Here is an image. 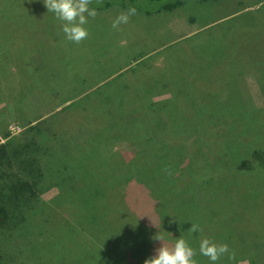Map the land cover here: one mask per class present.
I'll return each instance as SVG.
<instances>
[{"label":"rangeland","instance_id":"rangeland-1","mask_svg":"<svg viewBox=\"0 0 264 264\" xmlns=\"http://www.w3.org/2000/svg\"><path fill=\"white\" fill-rule=\"evenodd\" d=\"M175 1L92 0L90 7L96 9L97 15L95 18L89 17L85 25L89 32L88 38L76 44L66 39L62 31L64 22L48 12L43 0H0V204L7 210V220L0 225V264H77L79 259H83L86 264H144L162 245L161 241L155 239L157 234L160 235L155 227L159 224L171 226L173 218L164 220V217L157 218L152 213L154 205L141 183L128 181L123 186L124 194L119 196L115 204L105 203L101 206L104 214L101 220L105 225L108 224L107 219L116 216L115 210H122L123 216L131 210L142 214L143 223L138 225H145L143 228L147 229L139 228L135 236L125 237L123 241L127 245L125 250L132 252L137 249L135 251L141 254L128 253L125 256L127 253H124L125 259L121 257L122 254L119 255L121 250L118 253L116 250L108 252L113 245L108 239L117 236V232L112 235L102 232L101 237H98L99 229L94 225L89 226L88 232L79 231L83 225L70 221L68 216L75 203L67 202L79 194L84 195L79 177L88 180V185L97 178L95 170L88 165L89 159L78 156L81 153L80 142L75 143V138L84 136L83 131L90 133L87 141L92 146L88 149L97 151L99 146L95 144L102 140L97 139L92 129L103 130L101 135L105 139L100 146L103 148L98 152L101 159L102 152L115 148L122 155L121 162L130 166L133 163L139 166L141 162L149 163L155 155L143 146L156 144L160 138L157 140L153 135L146 140H137V134L156 132L148 133L147 128L141 127L142 124L135 123L137 119L131 123L129 130H118L122 129V124L116 121L118 119L114 115L121 114L125 120L131 115L145 116L146 119H158L162 115V119L163 112L154 109L157 103L164 98L171 99L181 89H186L188 99L177 100L163 108V111L173 113L175 119L171 123H182L184 126L180 130L185 131L189 127L192 104L194 107L201 104V100L192 96L195 87L192 79L195 75L200 76L199 81L203 82L208 71L206 69L205 74L203 65H193L194 62L200 64L203 58L205 64L204 60L211 54L224 59L223 54L226 52L230 58L224 60L229 64H237V59H245L247 64L258 62L262 52L259 45L262 44L252 34V50L245 49L244 44L240 43V39L245 36L241 21L251 25L256 23L257 29L262 32L264 0H177L178 4L169 9L164 8ZM129 6H135L136 14L127 23H122L119 29H114L113 21L121 12H126ZM176 74L177 79H171ZM232 75H236V79H233L241 88L235 106L239 110L247 109L245 99L258 109H263L253 72L245 69L240 76L237 73ZM205 97L202 95L201 99ZM122 100H131L128 108H120L116 104L113 112H106L107 120L96 114L97 107L103 112L109 105L113 106L117 101L122 103ZM188 100L190 106L184 103ZM34 119L39 122L35 128L39 127L43 134L55 129L63 137L55 138L54 141L46 136L40 142L37 141L39 144L35 146L33 156L34 149L24 151L25 141H29V138L27 140L25 126L22 125ZM234 121L227 125L233 127ZM191 122L193 124L194 121ZM195 122V129L203 127L204 123H200L202 118L197 117ZM208 126L210 124L205 129ZM132 132L139 144L130 136ZM184 133L181 142L174 144L176 150L183 148L185 153L194 149L202 151L198 147L200 142H194L199 137L194 138L193 130ZM46 144H53L56 155L52 156L53 147L44 149ZM212 146L215 144L209 143L204 148ZM69 147L76 150L68 151ZM156 148L160 149L161 146ZM241 150L246 151L243 148ZM66 152L68 154L65 155ZM84 152L88 153L86 150ZM236 153V162H241L239 157H243L240 151ZM252 155V151L247 154L249 163L264 160V151L255 157ZM32 156L35 157L34 170H29V167L21 170L20 161ZM219 161L222 163V159ZM236 162L228 157L226 166ZM37 163L40 168H36ZM82 163L84 167L79 168L78 165ZM240 168L234 169L237 174ZM24 182L28 186L32 184L34 196L21 205L14 200V194ZM262 198L264 191L257 194L256 200ZM139 209L145 211L138 212ZM261 209H264V204ZM143 212L147 215H143ZM223 212L225 216L234 215L231 206H226ZM169 230L173 234L169 240L163 239V243L171 247L176 241L175 236L181 238L177 234L181 236L182 231L176 224ZM240 232L238 230V234ZM143 233L146 234L141 236ZM238 234L232 242L224 233L219 237L221 243H227L235 254L231 260L235 264H249V260L256 255L257 261L252 264H264V239L260 237L262 243L255 245L253 242L251 245L247 243V238H240ZM95 237L100 243L98 247L94 243ZM192 238L195 244L203 238L211 240V236L206 234H194ZM238 242L247 244L240 247ZM97 256L100 260L96 259ZM198 258L195 257L200 262ZM216 264H223V260Z\"/></svg>","mask_w":264,"mask_h":264},{"label":"trees","instance_id":"trees-1","mask_svg":"<svg viewBox=\"0 0 264 264\" xmlns=\"http://www.w3.org/2000/svg\"><path fill=\"white\" fill-rule=\"evenodd\" d=\"M178 3L179 1L176 0L174 3L166 4L164 8L169 9ZM248 20H250V18H248ZM241 22L245 28V36L240 39V43L244 44L243 46L245 49L247 51L252 50L250 38L252 34L256 39H259L262 44L259 45L262 52L256 64H247L245 59H235L237 64H229L224 60L230 58L227 52L226 54L220 53L223 54L224 59L211 54V57L204 60L205 64H203V58L200 64L197 62L193 63V65L196 64L197 66L203 65L205 74L207 71L206 69H208V71L203 82L199 81L200 76L195 75L192 79V81L195 82L192 96L198 101L201 100V104L198 107H194L192 104L191 115L188 120L189 127L185 131L193 130L192 134H194V138L199 137L194 142H200L198 147L202 148V151L194 149L190 153H185L183 148L176 150L177 148H175L174 144L175 142H181L180 140L185 134V131L180 130V127L184 125L182 123H171V120L175 119L173 113H170L168 110L163 111V108L167 104L172 105V102L177 100L188 99V96L185 94L186 89H181L182 91L172 96L171 99L164 98L158 103L156 102L158 106L154 107V109L163 112L164 116L162 119V115L160 114V117L157 116L158 119H146L145 116L131 115L126 120L123 116H120L121 114L118 115L120 118L114 115L118 119L116 121H120V124H122V129L118 130L124 131L126 128L129 130L132 126L131 123L137 119L135 123L142 124L143 126L141 127L147 128L148 133L151 131L156 132L152 134L144 132L137 134V140H146V138H151L153 135H155L157 140L160 138L156 144L149 143L143 146L144 149L155 155L149 163L141 162V166L133 163L132 166H130V164L121 162V160H123L122 155L115 148H108L105 152L101 151L102 155L100 156L103 157V159H101L98 152L103 148L100 147L105 139L101 135L103 130L98 131L97 129H92L97 139L102 140L101 142L97 141L95 144L98 145L100 149L97 151L95 149H88L92 146V144H89L87 141L90 135L88 131H83L84 136L81 135L75 138V143L78 144L80 142L79 151L81 153H77L78 156L89 159L88 165L95 170L97 178L90 181L91 185H88V180L81 177L78 178L81 187L84 188V195L82 196L79 194L74 199L67 202V204L75 203L73 211L68 214L70 217L69 220L83 225L79 228V231L82 230V232H88L89 226L91 225L98 226V237H101L102 232L103 234L108 232L111 233V235L117 232V236L108 239L110 243L111 241L113 243V245L109 247L108 252L116 250V253H118L121 250L119 255L122 254L121 257L123 256V259H125L124 257L127 256L128 253L141 254L135 251L137 249L131 250L132 252L125 250L127 245L126 241H123L125 237L135 236L139 228L147 229V227L143 228L145 226L144 224L143 227H141L140 224L138 225V223H143L141 221L142 214L134 213L131 210V212H128L129 214L123 216L122 210H115L116 216L114 215L107 219L108 224H102L103 220H101L104 215L101 206L105 203L115 204L119 196H121L122 193L124 194V184L127 185L128 181L131 180L141 183L144 187L147 197L150 198L151 203L154 205L152 213L154 212L157 218L164 217L165 220V218L168 219V217H172V224L171 226L168 225L169 229L173 227V224L181 228L182 234L179 236V233L177 236L184 238L191 247L197 250L196 256H199L198 260H200L198 264H211V262L207 257L199 254L200 242L195 244V239L192 238L194 234H196V236L199 234H206L209 237L211 236V240L221 243L219 237L223 235V233L228 239H231L232 242L234 241L233 237L237 236L238 230H241L238 235L241 236L240 238H247L249 241L247 243H251V245H253V242L255 245L262 243L260 237L264 239V225L262 224L264 221L262 220L264 219V209H261V206L264 204V198L256 200V197L257 194H261L264 191V160H255L254 164L249 163V156L247 158V154L249 151H252L255 157L257 154L261 153V151H264V42L262 41L264 40L262 36L264 27L261 29L262 32H260V30L257 29L256 23L251 25L247 21ZM254 22L256 21L254 20ZM252 54L253 52L250 53V56H252ZM245 69H249L253 72L254 81L263 102V109H258V107L252 103L250 104L245 99L244 104L247 106V109L244 108V110H239L235 106V100L239 98L237 94H241V88H239L236 81L233 79H236V75L232 74L237 73L239 74L238 76H240ZM177 77L178 75L176 74L175 77L171 79H177ZM180 77L183 78L182 75H180ZM224 81L225 83L222 86ZM202 95H206V97L201 99ZM133 97H135L134 94ZM190 100L193 99L191 98ZM190 100L187 102L185 101V105L190 106ZM130 101L131 100H122V103L117 101L113 106L109 105L103 112L100 111L99 107H97L95 111L96 114L106 117L107 120L108 116L106 112H113L116 104L117 107L128 108L127 106L130 104ZM126 103L128 104L126 105ZM196 104L198 105V103ZM141 105L144 108V105ZM64 108L62 107L61 109ZM197 117L199 119L202 118V122L200 123L204 124L203 127L195 129L193 125L196 124L195 121ZM36 120L37 119L27 121L22 125L25 126L24 133L26 134L27 140L29 138V141H25L24 151L34 149L33 156L36 150L35 146L39 144V140H42L46 136H49V139H53L54 141L55 138L63 137L60 131L55 129H49L46 134H43L40 132L42 130L38 129L39 127L35 128L39 124ZM232 120H235V123L233 127H229L227 124ZM191 121H194L193 124ZM29 123L30 125H27ZM186 123L187 122H185V124ZM208 124H210V126L205 129V126ZM244 124L246 129L244 128ZM161 125H164L162 129H160ZM219 126L222 128L220 129ZM252 129H254V131H252ZM117 134L116 132L115 135ZM129 134L135 141L134 133L132 132ZM108 142L109 140L106 141L105 146L108 145ZM136 143L139 144V142ZM209 143H214L215 146L204 148ZM52 145L53 144H46V147L42 146L46 150L47 148L53 147ZM98 146L95 148L97 149ZM157 146H161V148H156ZM242 148L246 151L241 150ZM53 149L54 154L52 156L57 153L54 147ZM70 149L76 150V148L72 147H69L67 150L69 151ZM259 149L261 150L259 151ZM84 150L88 153L84 152ZM236 151H240V155L243 157H239L241 162H236ZM165 152H167V154ZM64 154L66 155L68 153L66 152ZM33 156L22 159L20 161L21 164H19L21 168H19L23 171L26 167L31 168L29 170H34L35 157ZM252 156L250 158H252ZM228 157L237 164L226 166ZM246 158L247 160H245ZM221 159L222 163L219 161ZM37 164L35 165L36 168H40V165ZM78 166L79 168H83L84 163ZM236 167H242L238 169L239 174L234 170ZM137 169L138 171H136ZM124 174L126 175L124 176ZM24 184H26V182L19 185L14 194V200L19 201L21 205L25 204V200H28V198L32 199L34 196L32 184L31 186ZM25 191H27V193H25ZM56 198L57 194L53 199L55 200ZM53 204L56 207V202ZM226 206L232 207L234 215H224L223 210ZM128 210L129 209H127V211ZM140 210L145 211L139 209L138 212H140ZM238 211L241 214H239ZM143 215L147 214L143 212ZM144 217L146 218V216ZM6 220V207L0 204V225L6 222ZM192 224L199 225L202 231L192 233L190 230ZM168 226L159 224V226L155 227L156 231H160L159 233L163 236L164 240H169L170 236L173 234L167 228ZM144 234L146 233H143L141 236ZM96 239L97 237H95V242H93L96 243L95 246L98 247L100 243L97 242L98 239ZM258 239L259 242L257 243ZM129 240L131 241L132 239ZM175 240H177L176 236ZM238 243L240 247L247 244ZM116 247L119 248L115 249ZM124 253L127 254L124 256ZM255 254L258 253L256 252ZM104 255H106V252ZM97 258L100 260L98 256L96 259ZM256 258L257 256L253 255L252 259L249 260V264L256 262ZM221 260H223V264H235L233 262L234 260L228 259L227 256L222 257L218 262ZM84 262L83 259L77 260V264L87 263Z\"/></svg>","mask_w":264,"mask_h":264},{"label":"clouds","instance_id":"clouds-1","mask_svg":"<svg viewBox=\"0 0 264 264\" xmlns=\"http://www.w3.org/2000/svg\"><path fill=\"white\" fill-rule=\"evenodd\" d=\"M48 12L53 13L57 19L63 21L62 31L68 41L80 44L88 38L89 32L85 25L88 18H95L97 11L90 7L92 0H43ZM135 6H129L126 12H121L112 23L114 29H119L122 23H127L135 15ZM152 221V220H151ZM152 223L156 225L153 221ZM192 233L202 231L199 225L192 224ZM156 240L162 245L156 249V254L144 261V264H198L195 259L197 250L189 245L184 238H179L174 245L169 247L163 243V236L157 234ZM199 254L207 257L211 264H216L222 257L234 259L235 254L230 251L227 243H217L208 238H203L199 244Z\"/></svg>","mask_w":264,"mask_h":264}]
</instances>
